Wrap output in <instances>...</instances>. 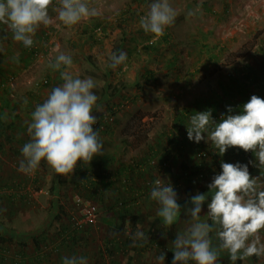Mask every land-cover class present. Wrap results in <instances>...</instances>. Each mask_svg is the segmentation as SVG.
<instances>
[{"label": "rangeland", "instance_id": "1", "mask_svg": "<svg viewBox=\"0 0 264 264\" xmlns=\"http://www.w3.org/2000/svg\"><path fill=\"white\" fill-rule=\"evenodd\" d=\"M151 2L91 0L99 14L65 28L55 20L59 0H53L49 14L54 22L41 26L26 50L0 25V195L5 196L0 223L11 232V241L0 243V264H63L64 257L73 255L85 257L88 264H157L161 251L164 264H172L173 239L162 237L157 246L146 240L147 222L159 205L149 198L151 190L138 199L135 187L144 190L147 181L168 179L183 210L190 196L208 191L221 162L236 163L238 149L230 148L221 157L203 140L189 141L186 126L194 112L211 109L221 116L225 106L243 105L252 95L264 99V0H169L177 16L155 43H149L153 37L139 27ZM117 46L127 60L112 70L107 63ZM59 52L72 56L73 75L97 82L93 113L98 123L93 127L99 129L103 155L90 164L78 161L73 174L57 175L44 161L25 174L18 169L22 146L30 139L27 122L51 88L62 83L60 74L48 67ZM246 69L255 77L253 83L244 78ZM48 75L51 80L45 86ZM112 88L120 90L110 96ZM162 152L168 156L164 164ZM245 154L248 161L255 160L251 152ZM138 163L143 172L118 175V170L136 169ZM190 171L205 175L195 174L186 182ZM258 175L264 172L252 176ZM88 177L104 185L90 186ZM16 194L20 197L11 201ZM123 200L141 217L133 235L145 243L130 259L123 246L106 247L112 239L123 241L109 230L120 214L115 202ZM206 212L207 201L201 215ZM180 219L170 227L173 238L187 226L183 211ZM130 234L129 228L126 236ZM261 237L264 240V231ZM33 239L39 242L40 259ZM254 259L252 264H264V257ZM218 264H231L226 253Z\"/></svg>", "mask_w": 264, "mask_h": 264}, {"label": "clouds", "instance_id": "2", "mask_svg": "<svg viewBox=\"0 0 264 264\" xmlns=\"http://www.w3.org/2000/svg\"><path fill=\"white\" fill-rule=\"evenodd\" d=\"M52 4L53 0H0V25L11 33L14 42L31 48L41 26L54 22L49 14ZM53 11L55 20L65 28L99 14L91 0H59ZM176 16L169 0H152L139 18V27L153 37L149 43H155L174 24ZM126 60L125 52L112 53L107 67L116 70ZM48 67L60 74L62 83L31 112L27 122L30 139L22 146L18 170L31 174L44 161L57 175L73 174L78 161L90 164L96 156L103 155L99 129L93 127L98 123L93 113L98 100L93 91L97 82L73 75L72 56L64 52H59ZM234 111L227 107V114L219 120L212 118L211 109L194 112L186 126L188 140L197 144L203 140L221 157L230 148L251 152L255 161L249 163L264 170V99L252 95L238 114ZM220 168L207 185L208 191L190 196L183 210L171 181L160 177L155 180L150 198L159 205L157 215L163 226L167 229L181 220L182 211L187 225L172 240V264H218L224 253L231 264L253 256L264 257V176L253 177L247 164L221 162ZM206 201L207 212L202 216ZM161 234L167 237V232ZM164 260L165 252L161 251L157 264H164ZM63 264L88 262L83 256L73 255L64 257Z\"/></svg>", "mask_w": 264, "mask_h": 264}, {"label": "trees", "instance_id": "3", "mask_svg": "<svg viewBox=\"0 0 264 264\" xmlns=\"http://www.w3.org/2000/svg\"><path fill=\"white\" fill-rule=\"evenodd\" d=\"M120 48H121L120 46H117L116 48H114V53H118L119 54ZM25 50H26V48H25ZM32 54L34 55L35 52L33 51ZM29 59H30V57L27 56L26 58L23 59V62L24 63H27ZM246 70L247 71H245L246 74H244V76H245L244 78L248 79L249 82H252L253 83L254 80H255V77L252 75L250 69H246ZM50 80H51V77L48 75L47 78L45 79L43 85L48 86ZM53 88L54 87H52L51 90ZM119 90L120 89H117L116 90L115 88H112V93L110 94V96L114 95ZM102 94L104 95L105 92L102 93ZM203 104H207V100H205L203 102ZM240 106H242V104H240V105H238L236 107H234V106L232 107L234 110H236V111H234L233 114H235V113L238 114V111H239ZM226 109H227V106H225V108H223L222 113L224 115L227 114ZM183 112H185V111H183ZM181 115H182L181 116L182 118L186 117V113H183ZM220 117L221 116H219V114L217 112L215 114L214 113L212 114V118L214 120H218ZM177 122L181 123L183 121H182V119H177ZM8 126H9V128H11L13 126V123H10ZM160 154L162 155V156H160L161 157V160H162V164H164L165 161L167 160V157L168 156H167L166 152H162ZM198 154H201L202 157L205 156V154H203V153H198ZM234 156L236 158V163L247 164L248 165L249 172H250L251 175H253L255 173H258V172L259 173L264 172V170H259L258 168L253 167L251 163H249L250 161H248V156H247V154H245V152L243 150L238 149V151L235 153ZM141 167H142V169H144L143 168V164H140L139 165V163H138L137 166L135 167L136 169H133L132 167L131 168L130 167H125L122 170H118L117 173L120 176V174H122V173H125L127 171H132L133 170V172L135 174H137V172H143V170L141 169ZM182 168L187 170V167L184 164H182ZM195 174H196V171H190V175L187 176L186 182L192 181V176H194ZM203 175H205V174L202 171H197V174L195 176L196 177L198 176V178H201V176H203ZM87 180L89 182L88 185H90V186L91 185L92 186L93 185H96L95 187H98V186L100 187V186L104 185V183L98 184L97 183V180L96 181H93L94 179H92L91 177H88ZM57 183L58 184L59 183H62V181H59L58 180ZM153 184H154L153 181H150V182L147 181L145 183V186H143L144 190H142L140 187H135L136 188L135 189L136 190V196L138 197V199L139 198H143V197H140V194H146L145 191L151 190L152 187L154 186ZM187 196H190V191L189 190H187ZM4 197L5 196L0 195V201H2V198H4ZM19 197H20V195L16 194V195H12L11 197H9V199L11 201L15 202ZM146 198L148 199V197H146ZM117 204L120 206V207L118 206L120 208V210H119L120 211V214H117L116 215L117 216L116 219L118 220V223L115 224V225L114 224H110V226H109L110 229L109 230L114 233V237H118L120 239H123V241L120 242V243H118L117 241H114V239H112L111 243L110 242H107V246L106 247L109 248L111 246L114 249L120 250V247L123 246V248H126L128 250V252H127V255H128L127 258L130 259V258H132L133 255H135V253L137 252L138 248L141 245H144L145 244V243H140V241H138V240H135L134 235H133V232L141 225V220L142 219H141V217L136 216V215H133L130 212L131 206L128 205V202H125L123 200V201H120V202L117 203V201H116L115 202V205L117 206ZM1 227H2V224L0 223V243H5V242L11 241V237L9 235V234H11V232H6V230H3ZM129 228L131 230V234L129 236H126V231ZM162 232H167V237L169 239H174L173 238V235H172L171 228H167L166 229L163 226L162 219L158 215H155L151 219V221H148L147 222V230H146V234H147L146 240H147V243H149V245H152V246L159 245V241L162 238V234H161ZM5 235H9V237H7ZM33 240H34L33 243L35 245V255H36V257L38 256V258L40 259V257H41L40 254L41 253L39 254L37 252L39 242H38V240L37 241L35 239H33ZM36 253H38V254H36ZM223 256H224V254H222L220 257H223ZM254 258H255V256L249 258L247 261H239L238 260V261H236V264H252L255 261Z\"/></svg>", "mask_w": 264, "mask_h": 264}, {"label": "built area", "instance_id": "4", "mask_svg": "<svg viewBox=\"0 0 264 264\" xmlns=\"http://www.w3.org/2000/svg\"><path fill=\"white\" fill-rule=\"evenodd\" d=\"M198 157H202L201 154H197ZM218 173L216 172L214 175H217ZM155 182V181H154ZM154 185V184H153ZM91 210H94V207L91 208ZM88 217V216H87ZM89 219V218H88Z\"/></svg>", "mask_w": 264, "mask_h": 264}]
</instances>
